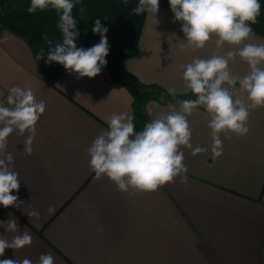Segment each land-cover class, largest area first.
I'll return each instance as SVG.
<instances>
[{
  "label": "crops",
  "instance_id": "obj_1",
  "mask_svg": "<svg viewBox=\"0 0 264 264\" xmlns=\"http://www.w3.org/2000/svg\"><path fill=\"white\" fill-rule=\"evenodd\" d=\"M26 10L30 0H9ZM251 42L264 44V0ZM139 0H79L78 14L99 19L123 47H138L134 58L118 61L131 90L106 63L93 78L66 71L52 86L38 72L28 43L7 31L0 35V99L13 86L31 88L45 112L36 124L33 152H23V136L8 137L7 152L19 173V207L0 205V222L14 219L21 232L33 237L30 246L5 249L3 259L28 258L37 264L42 254L54 264H264V106L250 110L249 132L221 133L223 153L213 159L209 115L198 107L188 117L192 148L181 146L187 183L177 176L154 192H120L108 178L97 179L89 167L87 148L107 118L128 112L140 131L169 103L195 99L184 87L181 65L209 58L217 51L213 35L204 48L186 50L182 21H175L168 0H159L157 14L136 15ZM27 11V10H26ZM35 14L56 16L49 8ZM240 46L227 43L221 55ZM233 75L248 65L237 55L230 60ZM159 85L172 102L155 93L144 98L141 85ZM174 89L176 95L169 94ZM239 82L232 89L240 95ZM207 151L193 155L192 149ZM51 209V211H50ZM35 210L38 217H29ZM0 226V237L11 238Z\"/></svg>",
  "mask_w": 264,
  "mask_h": 264
},
{
  "label": "clouds",
  "instance_id": "obj_2",
  "mask_svg": "<svg viewBox=\"0 0 264 264\" xmlns=\"http://www.w3.org/2000/svg\"><path fill=\"white\" fill-rule=\"evenodd\" d=\"M175 21H182L181 31L186 50L202 49L215 35V47L209 58H193L190 63L181 65L182 79L186 90H190L195 99L177 100L169 103L167 111L152 116L140 131L135 130L134 117L128 112L113 113L107 118V130L100 132L87 148L90 157L89 167L97 179L108 178L120 192L135 190L154 192L161 186L174 182L177 176L181 183H187V167L181 146L192 148V129L188 117L198 107H203L209 115L207 122L211 130L212 158L223 153L221 133H234L237 136L249 132L250 110L264 106V44L251 42L255 35L251 25L257 23L261 5L259 0H168ZM79 0H30L29 14L53 9L58 17L57 25L63 43L52 48L46 63L55 62L64 69L77 74V78H93L106 65L109 54L106 37L107 27L97 19L92 32L100 35L99 43L84 49L77 47V21L73 17V8ZM159 0H139L133 9L136 15L149 13L155 17ZM83 15L86 9H79ZM240 46L236 51L221 55L219 49L224 44ZM239 56L247 63L245 75H233L229 68L230 60ZM43 50L37 56L40 60ZM239 82L240 95H234L232 89ZM175 96L174 89H168ZM44 101H37L31 88L13 86L8 95L0 99V205L19 207L17 195L20 186L19 173L12 166L14 157L7 152L8 137L17 132L23 136V152L31 155L36 134V124L45 112ZM207 151L196 147L192 154ZM51 211V209H50ZM29 217H38L35 210L27 212ZM11 238L0 237V256L5 249L18 250L30 246L33 237L21 232L14 219L0 222ZM54 256L42 254L37 264H54ZM0 264H32L28 258L22 260L3 259Z\"/></svg>",
  "mask_w": 264,
  "mask_h": 264
},
{
  "label": "trees",
  "instance_id": "obj_3",
  "mask_svg": "<svg viewBox=\"0 0 264 264\" xmlns=\"http://www.w3.org/2000/svg\"><path fill=\"white\" fill-rule=\"evenodd\" d=\"M73 17L77 21L76 30L78 36L75 40L77 47L88 49L99 43L100 35L92 32L95 21L90 20L85 14L82 15L80 12L73 15ZM58 23L59 17L35 13L29 14L26 10L9 0H0V35L7 31L13 36L24 39L32 49L38 72L52 86L66 72L61 64L55 62L46 63L49 51L58 44L63 43L62 34L57 27ZM106 37L109 52L113 51L115 53L117 61L137 56V46L131 48L120 46L109 30L106 33ZM41 50H43V56L40 60H37ZM119 82L127 84L132 91L137 88L135 82L127 76H122V80H119ZM141 88L145 91L142 95L144 98H149L153 92L162 101L172 102L165 89L159 85H141Z\"/></svg>",
  "mask_w": 264,
  "mask_h": 264
},
{
  "label": "water",
  "instance_id": "obj_4",
  "mask_svg": "<svg viewBox=\"0 0 264 264\" xmlns=\"http://www.w3.org/2000/svg\"><path fill=\"white\" fill-rule=\"evenodd\" d=\"M107 64L112 69L113 73L118 77L122 78V73L120 72V69L118 67V61L116 58V55L113 51L109 52V54L105 57Z\"/></svg>",
  "mask_w": 264,
  "mask_h": 264
}]
</instances>
